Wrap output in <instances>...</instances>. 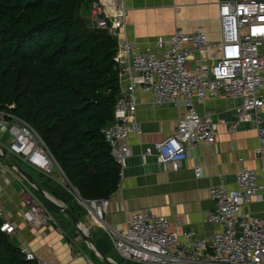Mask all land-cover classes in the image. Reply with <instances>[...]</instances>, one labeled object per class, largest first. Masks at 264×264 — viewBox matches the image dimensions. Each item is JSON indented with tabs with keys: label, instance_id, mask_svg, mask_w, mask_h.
I'll return each instance as SVG.
<instances>
[{
	"label": "built area",
	"instance_id": "obj_1",
	"mask_svg": "<svg viewBox=\"0 0 264 264\" xmlns=\"http://www.w3.org/2000/svg\"><path fill=\"white\" fill-rule=\"evenodd\" d=\"M111 7L115 9L112 17L106 6L95 0L91 16L95 27L107 29L118 42L122 93L116 104V121L103 131L122 169L121 175L132 155L130 135L142 133L135 116L138 91L150 94L155 104H184L186 109L173 133L145 148L144 153L155 156L158 163H171L177 170L187 157L189 145L216 142L221 123L210 115H200L196 103L223 95L242 101L236 119L225 123L228 131L234 132L242 123L253 121L260 139L257 152L264 157V0L222 1L218 40L211 39L201 26L191 32L176 30L170 37L155 41L163 49L161 53L127 38L124 0H113ZM0 144L12 157L21 158L38 171L48 175L59 171L62 182L69 183L34 127L2 109ZM195 171L198 177L202 176L201 167ZM70 190L87 209V229H105L125 259L153 264H264V220L246 208L264 193V181L256 169L243 166L235 187L224 183L211 187L216 208L209 212L208 220L222 228L199 238L191 229L178 234L167 216L150 210L132 211L127 227L117 230L105 220L109 198L87 200L73 186ZM21 193L25 203L23 214L29 223L42 225L53 220L28 186L24 185ZM1 229L9 234L15 232L9 220L3 222ZM21 251L35 264H54L28 246H22ZM88 263L96 264L90 259Z\"/></svg>",
	"mask_w": 264,
	"mask_h": 264
},
{
	"label": "crops",
	"instance_id": "obj_2",
	"mask_svg": "<svg viewBox=\"0 0 264 264\" xmlns=\"http://www.w3.org/2000/svg\"><path fill=\"white\" fill-rule=\"evenodd\" d=\"M99 1L106 6L112 17L115 14V9L111 7L113 0ZM222 1L224 0H124L127 10L126 36L144 48L150 46L158 53L163 52V49L158 48L155 41L159 37H170L176 30L191 32L201 26L211 39L218 40V14ZM91 3L92 1L82 5L80 10V16L88 26H94ZM136 94L139 105L135 116L142 133L139 135L134 132L130 135L132 155L123 169L118 189L109 198V210L105 216L107 224L121 231L127 227L132 211L150 210L167 216L173 230L180 235L189 229L198 238L214 234L222 227L208 220L209 212L216 208V202L210 194L211 187L220 183L235 187L237 175L243 166L256 169L260 179L264 181V157L257 152L260 139L255 123L249 120L242 123L236 131H228L225 123L236 119L241 99L223 95L219 98H207L202 103L197 102L196 109L200 115H210L221 123L219 134L215 143L189 145L187 157L176 170L171 163L160 164L155 156L144 152L147 146L154 145L176 130L179 120L186 112L184 104L158 105L153 103L150 94L141 91ZM19 159L24 167L27 165L39 174L43 173ZM196 167L202 168L201 177L196 175ZM29 168L24 169L40 185L43 179L40 180ZM58 174L55 175L59 177ZM62 178L63 175L57 181L64 185ZM24 185L30 188V182L0 157V204L3 205L4 220H9L15 226V232L9 234L15 244L20 247L28 246L39 257L49 259L54 264H89V259L93 260L87 253V250L92 253L91 246L85 240L79 242L77 237L70 234L76 227L72 218L64 211L59 214L50 213L38 197L37 189L29 190L52 214L53 220L36 225L25 219V203L21 193ZM71 186L70 184V189ZM73 188L79 193L76 187ZM77 200L75 196L71 203L74 204ZM79 206L83 211L80 219L87 226L89 221L86 208L82 204ZM246 208L264 220V193L255 197ZM94 229L92 237L98 244L102 229ZM112 248L115 250L114 245ZM110 253L108 250L106 254L111 257Z\"/></svg>",
	"mask_w": 264,
	"mask_h": 264
},
{
	"label": "trees",
	"instance_id": "obj_3",
	"mask_svg": "<svg viewBox=\"0 0 264 264\" xmlns=\"http://www.w3.org/2000/svg\"><path fill=\"white\" fill-rule=\"evenodd\" d=\"M91 1L0 0V109L42 137L70 183L58 182L62 174L55 170L38 175L40 186L80 218L70 184L84 199L110 198L122 178L103 131L116 121L122 93V68L112 53L118 42L80 16ZM36 193L50 213H62ZM3 221L0 214V264H35L1 229ZM99 239L96 244L108 253Z\"/></svg>",
	"mask_w": 264,
	"mask_h": 264
},
{
	"label": "water",
	"instance_id": "obj_4",
	"mask_svg": "<svg viewBox=\"0 0 264 264\" xmlns=\"http://www.w3.org/2000/svg\"><path fill=\"white\" fill-rule=\"evenodd\" d=\"M118 49L112 51L113 54H116ZM0 156L14 166L34 187L46 198H48L53 204H55L60 210L67 213L73 220L74 225L82 235L83 239L91 246V248L97 252V254L107 263V264H118L115 262L108 254L104 253L93 240L92 233L87 229L85 223L80 219V217L71 211L64 203L58 201L57 199L51 197L45 190H43L40 185L36 182L34 177L26 171L17 161L14 160L8 154V150L0 144Z\"/></svg>",
	"mask_w": 264,
	"mask_h": 264
},
{
	"label": "rangeland",
	"instance_id": "obj_5",
	"mask_svg": "<svg viewBox=\"0 0 264 264\" xmlns=\"http://www.w3.org/2000/svg\"><path fill=\"white\" fill-rule=\"evenodd\" d=\"M8 154L12 157V155L8 152ZM1 157V156H0ZM19 159V158H18ZM20 162H21V160H20ZM24 166V165H23ZM26 168H29L27 165L25 166ZM34 174H36V176L39 178L40 176H38L39 175V173L38 172H36L35 170H32L31 168H29ZM40 180H41V178H40ZM33 184H31L30 183V188L29 189H32V188H34V189H36L35 187H34V185L32 186ZM33 190V189H32ZM31 191V190H30ZM70 191V190H69ZM71 193H73L74 195H75V193L74 192H72V191H70ZM33 196H34V194H33ZM77 202H78V205H80L79 204V200H77ZM86 211H87V209H86ZM83 212V211H82ZM2 215V217H4V214H1ZM52 215V214H51ZM4 219V218H3ZM5 221V220H4ZM3 221V222H4ZM95 229H91V230H89L91 233H92V231H94ZM99 232H97V234H98ZM71 235H73V237L75 238V237H77V239L78 240H80L79 242H81V241H83L84 239H83V237H82V235L80 234V232L78 231V229L75 227V230H73V233H70ZM101 237H100V239H99V243H100V245L101 246H103V247H105L104 245H106V247L110 250V255H111V257L117 262L118 260H120V261H118V263H122V264H153V263H144V262H142V261H136V260H129V259H125V258H123L119 253H118V251L116 250H114V248H112L113 247V243H112V241H111V239H110V235H109V233L105 230V229H102V232H101V234H99ZM98 241V240H97ZM89 245V244H88ZM22 247V246H21ZM91 248V247H90ZM30 249V248H29ZM92 249V248H91ZM87 253H89V255L93 258V260L92 261H94L96 264H106V262H104V260L97 254V252L96 251H94L93 249H92V253L90 252V251H88L87 250ZM118 259V260H116V259Z\"/></svg>",
	"mask_w": 264,
	"mask_h": 264
}]
</instances>
